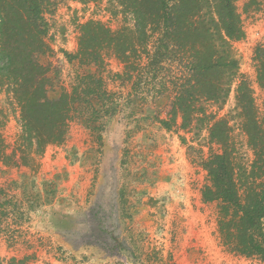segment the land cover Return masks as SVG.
Wrapping results in <instances>:
<instances>
[{"label":"rangeland","instance_id":"374dc122","mask_svg":"<svg viewBox=\"0 0 264 264\" xmlns=\"http://www.w3.org/2000/svg\"><path fill=\"white\" fill-rule=\"evenodd\" d=\"M233 2L245 33L232 45L239 74L264 117L253 60L256 49L264 51V0ZM89 20L112 31L133 26L117 0H49L45 7L48 49L37 60L47 69L48 96L71 93L87 74L102 80L105 95L88 98L89 105L75 102L64 142L48 146L37 168L0 162V262L264 264L223 242L219 204L202 201L208 183L202 162L210 148L217 150L207 131L196 122L186 130L160 125L173 98L174 66L156 73L139 69L128 78L112 51L103 53L100 68L80 65L65 54H75L79 26ZM204 106L227 120L237 157L250 164L234 88L220 108ZM19 115L12 95L0 89V137L7 155L21 133Z\"/></svg>","mask_w":264,"mask_h":264},{"label":"trees","instance_id":"16d2710c","mask_svg":"<svg viewBox=\"0 0 264 264\" xmlns=\"http://www.w3.org/2000/svg\"><path fill=\"white\" fill-rule=\"evenodd\" d=\"M82 4L97 0H79ZM256 4L257 0H250ZM49 0H0V89L11 94L19 108L21 133L9 155L0 137V162L9 167L37 168V158L48 146L61 145L73 118L76 101L89 105L101 99L102 80L95 74L80 78L71 93L48 96L47 69L37 57L48 47L43 14ZM132 17V28L112 31L97 21L79 26L77 50L65 54L82 66L103 65L112 51L128 78L141 69L153 71L173 65V98L165 130H186L194 122L208 133L211 148L202 162L208 183L204 203L219 204L218 232L236 254L264 263V117H261L248 82L239 74L232 45L244 39L233 0H117ZM256 81L264 91V51L254 52ZM119 77H121L119 75ZM234 88L240 131L252 152L246 164L237 157L231 127L206 103L220 108ZM81 99V100H80ZM179 120V124H178ZM19 161H22L21 163ZM0 264H4L1 263ZM6 264H25L11 259Z\"/></svg>","mask_w":264,"mask_h":264}]
</instances>
